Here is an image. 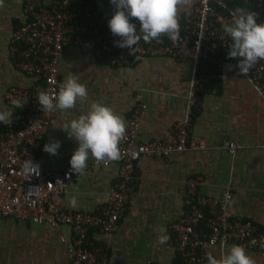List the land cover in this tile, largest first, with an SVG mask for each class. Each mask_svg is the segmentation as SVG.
<instances>
[{
	"label": "crops",
	"instance_id": "0c3cea01",
	"mask_svg": "<svg viewBox=\"0 0 264 264\" xmlns=\"http://www.w3.org/2000/svg\"><path fill=\"white\" fill-rule=\"evenodd\" d=\"M43 1L49 4L51 0ZM94 1L107 17L110 10ZM196 1L179 8L178 15ZM22 5L23 0H2L0 4V110L11 112L3 101L4 91L30 84L8 51L12 31L24 19ZM58 70L62 83L69 74L77 76L78 82L86 86L88 98L84 103L77 102L73 109H57L36 154V163L45 169L71 173L62 197L66 210L94 213L107 201L117 166L89 171L90 156L84 175L78 177L71 172L70 159L79 145L63 127L86 114L93 102L109 106L121 116L129 115L132 107L142 102L146 111L136 141L163 139L188 110L191 64L186 59L146 58L133 66L113 68L70 47L59 57ZM221 71V79L211 86L214 91L199 93L189 112V136L205 140L208 149L174 154L167 160L140 158L134 169V194L118 229L110 234L95 229L88 232L86 244L103 247L108 264H179L170 239L161 245L157 237L161 227L168 235L169 225L182 214L180 190L189 179H198L197 191L202 195L221 198L228 192L231 198L226 209L231 218L264 227V148L258 147L264 138V100L238 67L225 63ZM55 141L61 145L57 155L43 150L45 144ZM223 141L241 148L234 154L217 149ZM73 198L76 204L70 206ZM59 235L67 240L72 237L67 227L55 230L43 223L0 218V264H70ZM233 245H208L205 253L219 258ZM245 250L255 264H264V254Z\"/></svg>",
	"mask_w": 264,
	"mask_h": 264
},
{
	"label": "built area",
	"instance_id": "2783aa9c",
	"mask_svg": "<svg viewBox=\"0 0 264 264\" xmlns=\"http://www.w3.org/2000/svg\"><path fill=\"white\" fill-rule=\"evenodd\" d=\"M264 7V0H258ZM249 0H243L246 5ZM239 6L235 0H197L185 13L178 15L179 38L173 43L167 35L145 43L140 40L136 52L116 45L118 39H106L102 28L105 15L94 0H23V22L13 29L9 54L14 65L30 81L29 87H10L3 93V101L12 108V122L0 124V218L43 223L57 230L67 227L71 240L59 235L70 258V264H108L105 249L86 244L92 229L113 233L118 229L128 200L134 194L133 180L136 162L142 158L169 159L174 154L207 150L205 140L189 136L190 107L198 94L208 91L213 81L221 79L225 63L238 64L237 58H228L231 38L223 31L230 24L237 8L256 13L254 9ZM73 47L91 55L102 64L120 68L133 66L146 58L186 59L191 64V78L187 94L188 110L163 139L146 143L136 141L139 122L146 106L136 103L129 115L122 116L126 134L119 147L117 161L99 163L92 158L89 171L116 164L117 176L104 206L94 213L69 211L62 205V197L72 179L69 171L45 169L38 174L22 173L25 160L36 163V154L42 147L45 131L56 111L44 112L36 97L47 91L56 95L62 84L59 79L58 59L64 50ZM136 47V46H133ZM254 91L264 100V59L249 73L243 74ZM211 91V90H210ZM14 101L23 104L15 108ZM15 110L16 113L14 112ZM259 148H264V138ZM241 146L223 141L217 149L234 154ZM37 164V163H36ZM198 179H189L180 190L182 214L168 228L182 264H207L206 246L234 244L264 254V227L258 228L249 220L231 218L226 192L221 198L202 195L197 191ZM203 227V229H202ZM151 264V263H147Z\"/></svg>",
	"mask_w": 264,
	"mask_h": 264
},
{
	"label": "clouds",
	"instance_id": "9594fccd",
	"mask_svg": "<svg viewBox=\"0 0 264 264\" xmlns=\"http://www.w3.org/2000/svg\"><path fill=\"white\" fill-rule=\"evenodd\" d=\"M110 2L116 11L108 25L112 35L120 38L116 45L127 48L134 54L141 39L145 43H151L153 40L159 42L161 36L167 35L175 43L180 30L178 10L189 6L192 0H110ZM131 18L139 21V33L137 25L130 22ZM223 31L231 38L228 58L238 59L236 67L241 74L249 73L261 59H264V24L257 22L256 13L237 8L232 13L231 23L223 25ZM87 98L86 86L79 83L78 77L73 74L65 78L56 95L41 91L36 97L45 113L57 109L61 111L73 109L77 102L84 103ZM13 103L15 108L23 106L19 101ZM12 115L11 111L0 110V122L10 124ZM63 129L68 137L75 139L79 145L70 159L71 172L76 173L78 177L85 174L90 156L97 164L120 159L119 145L126 134V123L111 107L93 102L86 114L73 119ZM60 146L59 141L50 142L44 145L43 150L57 155ZM38 172V164L31 159L24 161L22 165L24 175L31 176ZM69 204L75 206V198L71 199ZM158 231V243L166 244L169 240L167 230L161 227ZM206 260L207 264H255V260L239 245L231 246L230 250L222 253L219 258L212 253H206Z\"/></svg>",
	"mask_w": 264,
	"mask_h": 264
},
{
	"label": "trees",
	"instance_id": "16d2710c",
	"mask_svg": "<svg viewBox=\"0 0 264 264\" xmlns=\"http://www.w3.org/2000/svg\"><path fill=\"white\" fill-rule=\"evenodd\" d=\"M97 1H99L102 4V6L108 8L110 10V14L106 17L104 26L102 28V32H103L104 38H106V39H118L119 37L112 35V33H111L110 29H109V25H108L109 20L112 18V16L114 15V13L116 11L115 7L111 4L110 0H97ZM235 1H237L239 6L243 5V3H242L243 0H235ZM259 3L260 2L258 0H249V2L246 5H243V6H245L247 8H250V9L256 10L258 15H259V17L262 18L263 24H264V7L259 5ZM130 22L135 23L137 25V32L139 33V26H140L139 25V21L136 18H131ZM216 84H217V82L213 81L210 84V87L212 85H216ZM16 111L17 110H15L14 112L16 113ZM179 264H182L181 261L179 262Z\"/></svg>",
	"mask_w": 264,
	"mask_h": 264
}]
</instances>
